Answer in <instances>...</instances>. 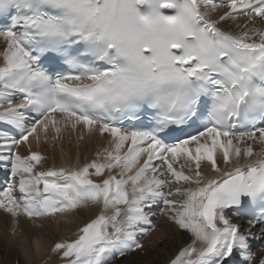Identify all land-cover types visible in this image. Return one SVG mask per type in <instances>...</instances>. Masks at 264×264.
Wrapping results in <instances>:
<instances>
[{
  "label": "snow or ice",
  "instance_id": "6c2138e0",
  "mask_svg": "<svg viewBox=\"0 0 264 264\" xmlns=\"http://www.w3.org/2000/svg\"><path fill=\"white\" fill-rule=\"evenodd\" d=\"M65 133L107 143L37 170ZM93 209L62 264H142L170 228L166 264H264V0H0V210Z\"/></svg>",
  "mask_w": 264,
  "mask_h": 264
},
{
  "label": "bare ground",
  "instance_id": "6f19581e",
  "mask_svg": "<svg viewBox=\"0 0 264 264\" xmlns=\"http://www.w3.org/2000/svg\"><path fill=\"white\" fill-rule=\"evenodd\" d=\"M63 142V155L59 143L55 147L51 143H41L38 147L33 144V150H39L47 157L46 164L38 166L37 170H45L52 166H61L71 163L72 165L83 164L94 158L95 151L106 145V138L87 136L77 147L76 135L65 133ZM31 139V138H30ZM22 154H27L21 146ZM211 175V173H208ZM93 179H98L93 177ZM97 209L91 212L57 216L53 219L29 220L21 216L19 224L14 228L13 219L0 210V264H62L58 257L50 252L54 243L64 239H75L77 229L87 220L94 217ZM242 222V221H241ZM176 230L170 228L167 233V243L158 244L161 234L157 233L145 238V244L151 243L153 250L148 256H130L129 260H138L142 264H166L183 246L187 240L179 237L172 241V233ZM118 264L120 262L118 261Z\"/></svg>",
  "mask_w": 264,
  "mask_h": 264
},
{
  "label": "rangeland",
  "instance_id": "374dc122",
  "mask_svg": "<svg viewBox=\"0 0 264 264\" xmlns=\"http://www.w3.org/2000/svg\"><path fill=\"white\" fill-rule=\"evenodd\" d=\"M242 223H244V222H242Z\"/></svg>",
  "mask_w": 264,
  "mask_h": 264
}]
</instances>
